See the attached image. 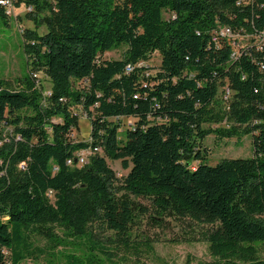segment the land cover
I'll list each match as a JSON object with an SVG mask.
<instances>
[{
    "label": "trees",
    "instance_id": "16d2710c",
    "mask_svg": "<svg viewBox=\"0 0 264 264\" xmlns=\"http://www.w3.org/2000/svg\"><path fill=\"white\" fill-rule=\"evenodd\" d=\"M24 3L34 6L24 16L34 26L20 33L28 74L0 78V127L11 128L0 133V264L36 256L35 234L62 242L56 227L87 240L88 262L112 261L91 226L129 248L143 208L132 196L212 226L205 237L213 264H264V49L256 44L264 0ZM0 19H10L1 6ZM224 26L241 41L236 58L227 38L213 40ZM123 46L121 58L105 57ZM154 53L157 66L148 62ZM38 72L50 80L49 93ZM74 107L91 122L89 140L71 138ZM240 134L252 135L251 157L207 163V136ZM94 148L102 151L88 163L67 164ZM108 158L129 169L120 184Z\"/></svg>",
    "mask_w": 264,
    "mask_h": 264
},
{
    "label": "rangeland",
    "instance_id": "374dc122",
    "mask_svg": "<svg viewBox=\"0 0 264 264\" xmlns=\"http://www.w3.org/2000/svg\"><path fill=\"white\" fill-rule=\"evenodd\" d=\"M23 16H25L23 13L18 16V11L12 13L7 25L0 19V78L13 82L21 80L28 74L20 27L21 25L33 27L34 24ZM164 16L169 18L171 13L167 12ZM39 31L43 33L45 28L42 27ZM125 49L126 47L123 46L112 50L106 53L105 57L119 59ZM148 62L157 66L160 63L159 54L154 53ZM36 77L42 90L49 92L51 82L47 76L38 72ZM74 110L78 113L79 120L71 138L74 141L89 140L91 122L78 107H74ZM123 121L128 123L126 119ZM10 131V127H0V133L3 136H7ZM125 134L124 130L120 136L125 137ZM202 146L208 148L206 160L210 165H215L224 158H248L253 154L251 134L225 138L209 135L202 141ZM107 162L114 170L120 184L129 169H125L120 160L108 158ZM132 198L138 206L141 205L143 208L136 210L137 215L132 225V242L129 248L122 245L116 238L109 241V238L115 235L101 224L93 223L91 226L95 238L104 243L113 254L112 261H106L104 264H213L215 259L210 254L205 237L206 231L212 226L173 213L162 214L156 210L148 198L134 196ZM55 233L62 242L53 243L46 235L35 234L33 241L37 249L36 256L29 257L20 264H67V258L62 254H74L86 261V264H98L95 260L87 261V256L91 253L87 240L67 237L60 227L55 228ZM99 258L102 257L99 256Z\"/></svg>",
    "mask_w": 264,
    "mask_h": 264
},
{
    "label": "built area",
    "instance_id": "2783aa9c",
    "mask_svg": "<svg viewBox=\"0 0 264 264\" xmlns=\"http://www.w3.org/2000/svg\"><path fill=\"white\" fill-rule=\"evenodd\" d=\"M0 6L5 9L6 13L9 15V17H12V13H16L17 11H18V16H19L22 13L26 15L28 12H32L34 10V6L25 4L24 0H0ZM22 10H23V12H22ZM23 29L24 28L20 27V33L23 32ZM221 37L227 38L230 41V43L233 45L235 51L233 52L232 57L236 58L237 53H238L237 52L238 47L241 44V41L238 40V35H236L230 27L224 26V27H219L213 31V40L214 41L219 40V38H221ZM256 44H257L259 49H261V50L264 49V36L263 35L258 36V38L256 39ZM126 69H127V71H131L132 66L128 65ZM224 92H225L224 93L225 98L228 99L232 93L231 90L229 88H225ZM100 151H102L100 148L86 149V150L80 151L77 154V159L76 160L69 159L67 161V164H69V165H76V164L84 165V164L88 163L90 156H92V155H94ZM49 194L51 195V192H49Z\"/></svg>",
    "mask_w": 264,
    "mask_h": 264
}]
</instances>
